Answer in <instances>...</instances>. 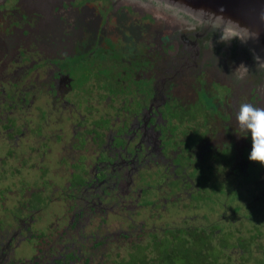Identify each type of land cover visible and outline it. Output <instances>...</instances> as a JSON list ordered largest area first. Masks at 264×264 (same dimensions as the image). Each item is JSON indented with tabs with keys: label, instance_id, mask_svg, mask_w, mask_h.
<instances>
[{
	"label": "flooded vegetation",
	"instance_id": "1",
	"mask_svg": "<svg viewBox=\"0 0 264 264\" xmlns=\"http://www.w3.org/2000/svg\"><path fill=\"white\" fill-rule=\"evenodd\" d=\"M90 1L0 0V136L12 162L0 164V175L37 170L40 180L30 188L18 177L13 192L0 187V264H120L130 242L151 247L183 228L195 245L189 248L205 246L200 253L216 263L223 254L241 264V251H221L203 233L244 241L252 259L264 236V203L255 201L264 197V165L248 159L251 137L235 113L243 102L261 107L257 90L242 91L236 66L233 81L223 82L218 61L204 65L210 52L202 55L196 44L205 33L188 40L183 24H173L157 38L152 5L117 0L118 8L100 12ZM176 36L179 54L177 44L170 47ZM39 98L36 122L19 120ZM46 107L70 120L67 144L60 129L52 134L45 125ZM70 193L76 203L48 223L53 202ZM180 204L202 210L203 223L158 229L136 218ZM121 211L122 225L109 226L107 218ZM38 223L47 225L37 231Z\"/></svg>",
	"mask_w": 264,
	"mask_h": 264
},
{
	"label": "rangeland",
	"instance_id": "2",
	"mask_svg": "<svg viewBox=\"0 0 264 264\" xmlns=\"http://www.w3.org/2000/svg\"><path fill=\"white\" fill-rule=\"evenodd\" d=\"M130 1V0H129ZM132 2H136V3H140V4H145V5H152L151 7H153V10L156 14V16L158 17V20L155 23V27L157 30V38H163L167 35H169L170 33H172L175 29L174 25H181V29L183 30V34L185 32H189V36L187 34H185V36L188 38V40H192L191 35L193 34H203L204 36H201L198 40H197V44H196V49L198 48V52L203 54H207L208 52H210V54L207 56V58L204 61V65L206 67H208L209 65V61L213 62L214 61H218L217 66L219 68V70H217L216 72H219L221 74V76H224L225 74L226 77H224L222 79V81H226V82H232L233 79L231 80L232 77V71L234 69V72L237 68L238 69H243V75L241 77L242 81H241V87L244 86V88L242 89L243 92H248L249 89H252L255 91L257 90V97H259L262 101H260L261 107L264 108V72L263 69H261L260 67L256 66L255 61L253 59V55L251 53V51L247 48V46L245 44H241L239 42V40L237 39H232L230 42H227V38L230 36L229 33H225V38L224 40H217V45L214 44V40L216 36H219L216 30L210 29L209 27L205 26L204 24H198L193 22L189 16L181 14L180 12L173 10L172 8H169L167 6H164L158 2L152 1V0H131ZM89 5L93 6V9L100 11L104 10L106 12H108L109 10H113V8H118L120 6L119 2H117V0H91L89 2ZM106 6H109L108 8ZM149 6V5H148ZM151 7H148L149 9H151ZM98 8V9H97ZM116 10V9H114ZM115 16V15H113ZM178 20H182L184 21L183 23H179L177 22ZM111 24H113L112 22H110ZM174 24V25H173ZM184 26V27H183ZM174 27V29H173ZM184 36V35H183ZM214 39V40H213ZM206 42H209L210 44H213L212 47H209L208 49H205L204 45L206 44ZM220 42V43H219ZM225 43V45L223 44ZM177 44V49H178V54H179V47H178V42H177V36L175 37V39L172 41V43H170V47L172 49L176 48ZM180 46V45H179ZM183 49H186L187 46L182 45ZM205 49V50H204ZM176 53V51L172 52V56H174ZM234 53H236V56L234 55ZM238 55V56H237ZM236 68H233L235 67ZM224 69L225 72L222 70ZM259 69L262 70V72H260V74L257 73V70L259 71ZM222 70V71H221ZM255 70V71H254ZM222 82V83H223ZM238 82V81H237ZM228 86V85H226ZM1 88V87H0ZM5 90L7 89V86L3 87ZM40 102L41 99H37L34 104L32 105V115H28V114H24V113H20L18 114V119L21 120L22 118L25 119H30L32 120L33 123L36 122V117L38 114V109L40 106ZM118 103H116V105H114L113 109L118 110L117 109ZM30 108V109H31ZM46 112V116L47 113H49L51 116L48 118L49 120H47V122H44L45 125H47V128L50 129V131L55 132L56 134H58V129H60V136L62 138V145L67 144L69 141L67 140V138H65V131L67 129H69L70 127V120L66 121V119L64 120L63 117H65L66 113H62V115H59L57 113H54L52 109H48L46 107L45 109ZM107 110L104 109L102 110V115L106 114ZM111 114L108 115V119L109 121L114 119V112L110 111ZM25 115V117L23 116ZM68 115V114H67ZM59 117V118H58ZM68 117V116H67ZM42 123V122H41ZM18 124V123H17ZM5 149H8V145L6 144V142L3 140V138L0 136V164H2V162H4L6 165H12V162L10 159H6L4 152ZM57 154V150L54 151V155ZM58 156V155H56ZM15 168L16 165H14ZM51 170H56L55 168H52ZM13 171V168H9L8 170H6L4 173H2L0 175L1 178V182L0 184H2L0 187H4V188H10V192L16 191L17 188L19 187L18 182H19V178L22 180L23 184L25 186L28 187H35V186H39V172H37V170L31 171L30 173L26 174L24 172V170H21L19 173L21 174L18 175H11ZM122 192H123V187L121 185V183L118 185L117 189H116V194L122 196ZM71 197H69L67 200L63 201L60 199L57 203H55V205L52 207V210L50 212V214H47L48 217V223L51 222L52 220H54V218L57 216V218L60 219H64V217L66 216V212L68 210V208L71 206V204H75L76 200L72 199V194L70 193ZM10 200H12V198H8L7 201H5L6 206L9 208V206H11ZM49 205H47L46 209H48ZM125 214V211H121L118 213L119 218L117 217H108V225L109 226H121L123 223V215ZM203 211L202 210H198L197 211H193V210H189V208L185 209L183 208L182 204H180V206L176 209H146L140 212V214L136 217L138 221L144 222L145 225L147 227H155L158 229L161 228H171V227H177L180 226L184 223H199L202 224L203 221H201L198 216L202 215ZM195 216V217H194ZM41 217V216H40ZM64 224V223H63ZM47 225V224H46ZM46 225L44 227L40 226V224L38 223L36 230L37 231H41L43 230ZM97 225V224H96ZM94 225V226H96ZM53 226V225H52ZM236 226L238 227V224H236ZM57 227V226H56ZM249 229H251V227H248ZM261 233L264 234V224H263V228H261ZM260 246L261 249L263 250V252H258L257 250H260ZM251 251H253L252 254V261H250V264H264V236L261 237V243L256 244L254 243V245L251 247ZM127 252L122 249H120V257H126ZM225 261H230L231 263L236 264V259L233 258H227V256L225 255H221V257L219 259H217V264H222ZM259 262V263H258Z\"/></svg>",
	"mask_w": 264,
	"mask_h": 264
},
{
	"label": "trees",
	"instance_id": "3",
	"mask_svg": "<svg viewBox=\"0 0 264 264\" xmlns=\"http://www.w3.org/2000/svg\"><path fill=\"white\" fill-rule=\"evenodd\" d=\"M226 77V76H222ZM243 199V196H242ZM258 205L264 203V197L255 200ZM235 209H240L238 204H235ZM221 235H224L223 231ZM206 239H212L215 241L216 246L221 251H229L233 248H238L241 251V264H245L246 261H252L245 257L244 241L238 242L224 241L222 238L218 239V236H214L211 233L206 234ZM220 236V235H219ZM224 237V236H222ZM199 245L202 243V239H197ZM130 246L126 249L127 255L121 258L120 264H217L215 258H211L202 255L197 248H189L188 244H193L190 239V232H187L186 228L173 229L168 235L166 233L162 237L154 238L153 246L140 247L137 242H130ZM249 243H254L253 240ZM248 243V244H249ZM247 245V244H246ZM193 246H195L193 244ZM247 263V262H246ZM259 263V262H258Z\"/></svg>",
	"mask_w": 264,
	"mask_h": 264
},
{
	"label": "water",
	"instance_id": "4",
	"mask_svg": "<svg viewBox=\"0 0 264 264\" xmlns=\"http://www.w3.org/2000/svg\"><path fill=\"white\" fill-rule=\"evenodd\" d=\"M158 2L164 6L172 8L180 12L181 14L187 15L190 19L198 24H204L210 29L216 30L221 39V31H224V21L213 16H205L201 13L193 12L192 9H205L210 12L220 15V8L225 11L222 13L225 17H230L235 21H239L240 24L246 25L249 29L257 31L260 33V38L258 43L249 41L247 48L255 49L256 53L264 59V0H152ZM229 33V31L224 32ZM225 45V43H223ZM213 44H210L212 47ZM206 59V58H205ZM208 59V58H207ZM263 69L264 72V68ZM257 70L260 74L262 70ZM255 71V70H254ZM238 73L243 74V69H238ZM264 85V84H263ZM264 88V87H263Z\"/></svg>",
	"mask_w": 264,
	"mask_h": 264
},
{
	"label": "clouds",
	"instance_id": "5",
	"mask_svg": "<svg viewBox=\"0 0 264 264\" xmlns=\"http://www.w3.org/2000/svg\"><path fill=\"white\" fill-rule=\"evenodd\" d=\"M193 12L204 14L205 16H213L223 20L224 31H221V39H224V32L229 31L230 36L227 42L232 39H237L241 44H247L250 40L254 43L259 42L260 33L249 29L246 25L240 24L230 17H225L222 13L223 8L219 9L220 15L210 12L205 9H192ZM256 66L264 68V59L256 53L255 49H250ZM235 119L239 129L247 133L245 137L250 134L251 137V152L248 159L252 162H258L264 165V108L256 107L251 103L243 102L238 105L235 113Z\"/></svg>",
	"mask_w": 264,
	"mask_h": 264
}]
</instances>
